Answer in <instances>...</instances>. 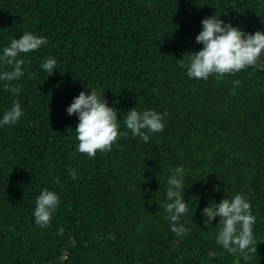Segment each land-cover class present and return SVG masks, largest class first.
Returning a JSON list of instances; mask_svg holds the SVG:
<instances>
[{"label": "trees", "instance_id": "16d2710c", "mask_svg": "<svg viewBox=\"0 0 264 264\" xmlns=\"http://www.w3.org/2000/svg\"><path fill=\"white\" fill-rule=\"evenodd\" d=\"M213 15L264 33V0H0V56L26 31L47 39L19 54V93L0 81V119L14 100L23 112L0 125V264H264V71L203 80L180 67L203 48L196 36ZM46 58L57 61L51 75ZM11 70L0 61V73ZM91 90L127 133L94 157L79 152V119L66 111ZM134 108L167 113L147 143L124 124ZM177 167L183 236L163 208ZM44 189L60 202L40 227L33 212ZM236 194L256 217L247 259L217 243L220 217L205 225L202 215Z\"/></svg>", "mask_w": 264, "mask_h": 264}, {"label": "clouds", "instance_id": "9594fccd", "mask_svg": "<svg viewBox=\"0 0 264 264\" xmlns=\"http://www.w3.org/2000/svg\"><path fill=\"white\" fill-rule=\"evenodd\" d=\"M201 24L202 31L196 36V42L202 44L203 48L198 52L189 53L188 62L180 64V67L187 68L189 78L207 80L210 75L216 74V79L219 80L225 74H234L249 66L254 71H264V62H260L261 54L264 53V33H245L216 15L203 19ZM45 44V37L26 31L19 39H12L10 46L3 49L0 61L11 65L13 69L0 73V81L6 82L4 87L7 91L16 95L21 90L11 83L25 75L22 70L25 61L18 59L19 54L30 53ZM56 63L54 58H46L41 68L51 75ZM239 83V80L235 81L236 85ZM66 111L69 116H78L79 123L75 128L79 141L78 150L89 157H94L98 150L111 151L114 142L120 136L127 135L126 132L118 131L120 126L117 109L109 107L104 96L101 98V94L96 90H91L90 94L81 91L73 98ZM22 115L19 101L14 100L13 106L4 112L0 119V125L15 124ZM166 115L167 113L161 114L151 109L138 112L134 108L127 112L124 124L133 137L138 136L147 143L151 133L163 131ZM184 174L183 167H177L168 178L166 196L169 202L163 205L172 222L170 230L177 236L188 232V229L179 223L180 217L188 211V204L183 198ZM59 202L55 192L44 189L36 200L33 212L35 223L40 227H47ZM202 215L206 218L205 225H209L216 217L221 218L216 240L229 253L239 251L247 259L249 251L256 252L257 248L252 247L255 244L252 226L256 217L243 194H236L232 199L224 198L219 204L210 201L209 206L203 209Z\"/></svg>", "mask_w": 264, "mask_h": 264}]
</instances>
